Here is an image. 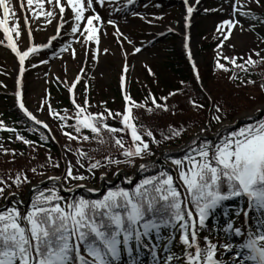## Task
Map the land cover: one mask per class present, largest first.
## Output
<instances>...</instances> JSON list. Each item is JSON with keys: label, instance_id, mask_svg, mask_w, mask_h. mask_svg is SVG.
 I'll return each instance as SVG.
<instances>
[{"label": "snow or ice", "instance_id": "1", "mask_svg": "<svg viewBox=\"0 0 264 264\" xmlns=\"http://www.w3.org/2000/svg\"><path fill=\"white\" fill-rule=\"evenodd\" d=\"M34 2L39 3L40 8L44 7L43 0H27V5L31 7ZM98 2L103 5L105 0ZM199 2L200 0H196V3ZM19 3L23 8L24 0H19ZM48 3L53 5V11L43 13L45 17L55 18L57 7L60 14L71 9L75 14V26L72 32H80L82 35L87 33L85 42H95L98 56L99 29L94 21H101V17L99 14H93L86 18L89 9L95 13V9L91 8L93 0H48ZM129 3H135V0H129ZM184 3L189 4V0H184ZM249 5L264 8L262 0H246L245 4L235 0L233 14L239 12L245 19L260 20L264 23V18L257 17L254 12L242 10ZM0 6L5 18L14 15L10 0H0ZM195 11L194 7H187L188 21H191ZM33 15L35 16L36 13ZM48 22L51 23V19ZM85 22L86 27L82 30L80 25ZM109 23L113 22L109 20ZM237 24H240V21L226 19L217 27L216 31L221 37L217 54L235 68L248 73L250 68L264 65V57L260 52L255 53V56L260 57L259 60L249 55L243 64L237 63V60H244V57H227L220 52ZM188 26L191 27V24L189 23ZM240 26L243 28V24ZM19 27L17 23L15 28H10L6 19L0 18V29H3L7 35V46L19 58L21 65L19 107L29 119L39 125L43 122L25 106L23 93L25 70L23 66L32 54L39 51V48L33 45L25 51L19 49L13 39V32L16 36L20 35ZM64 27V23L60 22L59 28L63 30ZM250 27L254 29L255 25ZM225 29L227 31H224ZM29 36H31L30 26ZM56 38L53 36L51 39L55 41ZM39 47L51 48L52 44ZM66 50L64 47L60 49L61 52ZM136 51L139 52L140 49L136 48ZM72 55L75 58V49L72 50ZM189 58H191L190 51ZM216 64L217 68L225 72L232 71L219 60ZM192 66L195 69L196 79L199 80L200 73L195 61ZM81 79H77L69 86L72 103L78 109L75 114L77 122L74 126L78 135L69 132L64 134L70 141L78 140L82 130L87 129L93 134L97 144L103 146L109 143V139H105L104 136L106 131L114 145L122 150L121 154L125 159L113 160L109 155L105 157L107 164H103L98 159L92 162L93 158L89 157L88 153L79 150L76 164L84 168L81 158L88 159L89 166L86 171L91 173V176L74 174V165L69 162L64 176L49 177L53 181L52 187L34 190L35 195L30 207L23 212L20 207L21 200L5 204L0 208V264H122L125 254L127 264H142L140 258L142 249H147L151 254V264H264V115L258 113L250 117L252 122H246L240 127L229 126L230 130L222 129L217 133L215 140H208L202 133L210 129L212 121L222 124L224 118L222 107L214 102L212 105L214 114L208 124L202 128L201 134H197V137L189 143L184 155L179 158L165 157L166 161L171 159V164L175 166V176L171 174L173 170L162 166L156 174L141 179L132 191L123 187H114L109 188L102 197L88 199L76 195L77 188H84L90 193L97 192L87 184L79 183L72 187L57 185L62 186L65 181L82 182L91 179L95 177L96 170L112 164L119 166L123 163L136 167L137 157L143 160L145 156L154 155L151 145L159 146L162 140L156 139L151 128L137 123L140 117L134 115L133 110L145 109L148 114H153L156 110L168 112L170 109L166 103L167 97L163 98L165 103L161 104L157 102L155 96H152L150 100L154 107H149L147 103H136L125 90L124 99L127 101V106L124 113L108 112L107 115L103 113L93 115L77 103L76 86L80 84ZM230 79L237 80L239 77L232 75ZM124 82L126 88V76ZM241 83L244 81L241 80ZM247 83L255 84L256 81L248 80ZM259 87L264 90V83ZM170 95L175 96L177 93L173 92ZM190 103L196 109L204 107L195 100H191ZM261 113H264V109H261ZM109 116L113 119L119 116L123 127L110 126L107 122ZM61 119L69 118L65 116ZM43 127L49 128V125L43 123ZM6 130L15 131V129ZM186 130L183 126H170L167 133L162 131L160 135L163 140H171L179 137ZM118 133L130 134V142L118 137ZM17 138L25 144L33 143L19 134ZM91 139L92 137L83 135L81 142ZM12 154L15 155L14 152ZM52 166L58 168L59 163L54 162ZM138 170L144 172L151 168L149 164H141ZM31 171L35 173L36 169L33 168ZM105 176L106 173L101 179ZM9 179L12 177L10 176ZM131 182L128 180V183ZM13 183L19 188L22 184L31 181L28 180L27 175L17 173ZM0 185H2L0 199H6L5 189L10 188L11 185L2 177H0ZM61 191L73 193V196L65 197L61 195ZM15 195V192L11 193V196ZM228 201H234V206H226L225 202ZM218 209L223 211L225 217L229 216L230 211L231 216L234 217L226 219L224 225L217 229V233L222 232L224 236L217 235L215 238L224 239L223 244L213 242L212 230L208 223L210 217L219 214ZM241 214H243V222L238 224L237 220ZM201 233L207 234L202 237ZM233 238H241V242L234 243ZM181 245L182 251L173 250L174 247ZM161 249L163 256L159 252ZM221 249L225 254H231L228 259L218 258Z\"/></svg>", "mask_w": 264, "mask_h": 264}, {"label": "rangeland", "instance_id": "2", "mask_svg": "<svg viewBox=\"0 0 264 264\" xmlns=\"http://www.w3.org/2000/svg\"><path fill=\"white\" fill-rule=\"evenodd\" d=\"M15 1L16 0H12L11 7L13 8L14 15L7 17V20H9L10 28H15L16 24L19 23L20 35L16 36V33L13 32V39L17 43L19 49L21 51H25L29 48L27 44L29 43L30 36L29 31H27L26 29L27 25H29L31 28V41H33V45H40L46 43V39L56 27L57 20L61 15L59 13V8H55V18H51L45 17L43 15V13L47 11H53V5L48 3V0H43V8H40L39 3L35 2L31 7H29L27 5V0H24L25 5L23 8H21L20 3L16 6L14 5ZM193 1L195 2V0H190L189 2ZM207 1L208 0H206L204 4L212 12L213 15L211 17H206V15L203 13L204 10H202V8H199L197 12L195 11L196 13L194 12L193 17L191 19V27H189L188 24L185 25V21L183 19V15L187 13V5L184 3V0H143L141 1V3H139L138 6L125 10H123L124 8L122 6V3L106 8L104 5H100L95 0V6H92L93 4L91 5V8L95 9V13H93L91 9H89L86 12V18L93 14H99L101 17V21H94V24L99 29V55L97 56V45L94 41L92 42L93 44H95V51H90L86 46L83 45L87 33H85V35H82L80 32L73 33L71 30V36H67V38L60 40L63 44L62 47L66 48L67 50L64 52H61L59 50V56L57 60L53 62L51 61V63L49 61L43 64L48 67H46L43 71H39L36 72V74L30 75L26 82L25 80L23 81L25 106L28 108L29 111L33 113V115L37 117V119L41 120L43 123L48 124L47 120L49 116L46 114V111H48V106L51 107L53 105V107H56L57 105L55 98L53 100H49L51 99L49 92L55 93L57 92L58 88L61 87L65 92L69 93V86L72 85L77 79H79L81 73L84 70L87 71V75L90 74V77L88 78L87 75H85L88 80L90 78L94 79V95L96 94V92H99L101 90V92H103V95H106L110 98V95L106 92V88L110 85L115 86L117 85V83L120 82L121 85L123 83L124 93L125 90L128 93L130 89L129 86L132 88L133 97L135 93V85H137V87H140L143 92H146V99H149L153 95L152 92L155 91V94L157 93V95H160L159 100L161 104H164L165 102L163 98L170 95V91H166L163 89V87H165V81H167L169 85L178 84V86H180V90L183 89V85L177 77L173 76L171 73L167 75L165 71L160 68L162 63L169 62L171 58H174V61H178V59L182 60L183 62L189 61L191 63L195 61L196 65L198 66L208 65L207 69L213 67V69L217 73L224 71L222 69L217 68L216 62L217 60H219L220 63H223L226 67L232 69V71H229L230 74L233 73L235 67L231 65L227 60H224L220 56H218L217 49L219 48V45L217 41H215L213 34L215 33V27L218 22L224 21L226 19L238 20L237 15L239 14V12L233 14V4L235 3V0H210L209 2ZM107 2H115V0H105L104 3ZM240 2L241 4H245L246 0H240ZM262 2H264V0H262ZM216 9H219V11H216ZM69 10L70 12L67 11L66 13H64L65 19L67 21V25L64 29V32H66L67 28L70 29L71 25L72 28L75 26V23L71 21V19L75 18V14L71 13L70 8ZM243 10L252 11L257 17H264V8H259L255 5H249ZM118 11H121L124 14H122V16L120 17L117 15ZM33 13H36V15L34 16ZM141 17H143V19H141ZM240 17L242 16H240L239 14V18ZM0 18L5 17L0 13ZM50 19L51 23L48 22ZM109 20H111L113 23H109ZM241 22V24H243V28H241V26L237 24L235 27L236 31L232 33L230 39L226 41L224 43V47L220 49V52H222L224 56L233 58L244 57V60H237V63L239 64L245 63V60L248 58L249 55H251L253 59L259 60L260 57L255 56L256 52H260L261 56L264 57V41L261 40L254 33V30L252 29V27H250V25H252L251 22H249L247 19H244L243 17ZM80 27L83 30V28L86 27V22L81 24ZM117 29L119 30V32H117ZM184 32L185 34H183ZM217 35L220 36V33ZM76 40L80 41L79 47L76 44ZM183 43H185L186 45L189 44L188 48L182 46ZM214 43H217L216 47L214 46ZM1 46H7V40H5V34L3 29H0V97H3V99H1L0 101V104H19V93L21 91L20 86L17 84L18 77L21 72L19 58L15 55L14 52H12L14 59L11 58ZM136 48H139L140 51L137 52ZM73 49H75L76 51L75 58L72 55ZM189 51L191 52V58H189ZM263 66L264 65H260L258 67ZM125 68H127V73H125ZM158 68H160L159 70L163 72V74L165 73L167 75L166 78H162V80L158 78V75L156 74V69ZM125 76L127 77L126 88L124 82ZM88 80L86 82H88ZM84 86L82 87L80 85V88L78 86V89L76 90L75 95L77 98L79 97V103L84 102V98L82 96L83 88L86 87ZM203 87H205V89L203 90L201 88V90L206 94L207 97L210 98L211 102L213 103V98L207 95V91H209V89L206 87V85H203ZM217 87H219V85H217ZM217 87L211 86L210 88L214 90ZM251 90V87L243 89V94H245L247 99H249L248 97L251 96L252 93H254ZM64 95L66 96L67 94ZM258 96L259 97L257 98V100H250V102H246L247 105L241 106L242 110L236 114L237 116L233 119L234 121H228L223 123L222 125L230 126L231 124H236L237 122L242 120L247 121L250 119V117L256 116L258 113L262 115L263 113H261V109H264V98H262V96L259 94ZM146 99L142 100L140 103L145 104ZM85 100L87 110L93 115L99 112H106L105 109L101 108V106L103 105L101 104V102L100 108L96 110V108L92 107V105L90 104L89 105L91 107H89L88 99ZM108 103H112V101L109 100ZM113 106H115V108L112 107L114 109L112 113L124 112V107L122 105L114 104ZM53 110L56 111V108H54ZM55 111H52V113L54 114ZM212 112L213 111L208 110L205 121L210 120L211 114L209 113ZM171 117L177 116L172 114ZM227 117L228 116L225 113L224 119ZM117 118L118 122H120V117L117 116ZM178 118L180 119V117ZM140 120L141 118L137 121L138 124H141L142 120ZM170 122L175 123V119H171ZM205 123L198 125L194 128L192 127V129L187 132L189 139L183 142V144L182 142H178L179 138L163 140L160 133H158L157 136L155 135L157 140H162V143L159 146L152 144V150H154L155 153L154 156L155 158H158L152 163L158 165H169L174 167V165L171 164V161L163 163L164 161H166L164 159V157L166 156V152H169V154H172L174 156L179 155L178 150H180L182 147L189 145V143L197 137V134H201V130L205 126ZM50 124L53 126V129L55 131L56 129L59 130L58 123L54 121V119L50 120ZM144 124L145 126L149 127L146 122H144ZM221 126H217L216 128L214 127L213 130L211 129L206 132L214 136L218 131H220ZM4 127L7 126L4 125ZM171 127H174V125H171ZM167 131L168 129L163 132L167 133ZM60 133L64 139L68 137L64 134L65 132L62 133V131H60ZM121 137H123L125 141L130 142V134L125 135L124 133H122ZM174 142H176V145L174 144ZM3 143V147L0 148V155L9 152L7 150L8 148L15 147L13 144H11L10 147V145L7 144V140H3ZM58 143L59 150L55 153L57 154V156H59V159H52V162L56 163L57 160L60 161L61 169L57 172H54L52 171V169L58 168H55L51 165L47 168V171L48 173L50 172V174H47L49 176H52V174L55 173L64 176L67 164L70 162L72 165H74V174H83L85 176H91V174L86 171L89 166L88 159L81 158L82 163H84L85 165L84 168H80L79 165L76 164V161L78 159V145L68 143L67 140L66 142L63 140H58ZM78 144L80 145L81 143ZM171 145L173 146L170 149L167 148ZM114 148L117 147H113L112 151L110 148L105 149L104 147L99 151H87L86 153H88L89 157L93 158L92 162H95V160H99V157H101L102 159L103 157L109 155L111 157L118 156L117 154L119 152L115 151ZM68 149H71V151H69ZM25 152V155H27V157L29 155H37L36 151L32 149H30V151L26 150ZM38 153H41V150H39ZM21 154L23 155L22 152H16L15 155L10 156V159L15 158L14 160H16L18 157H22ZM115 159L116 158H113V160ZM142 162L144 161H136L135 168H139L141 164H149ZM138 168L136 171L140 172ZM123 169L127 171L125 168ZM97 171L99 172L100 178L105 173L106 175H108L106 169L103 170V168H101V170L98 169L96 170V172ZM10 176L11 175H9L8 178ZM35 177L37 178V176ZM32 178L33 177L31 176V179ZM14 179L15 177H12V179H8L12 185H15L13 183ZM92 179H88L82 182L70 181L68 183L70 185L71 182L75 183V185L79 183L89 185L92 184L90 182ZM104 181L105 182H103V184L106 185V180ZM64 183L68 185L66 181ZM21 186H23V184ZM15 187L17 186L15 185ZM46 188L49 187H45L44 189ZM13 192L19 194L24 199L26 198L28 190L27 187L9 190L5 193V198L7 199L9 196H11V193ZM213 242L223 244L225 240L213 239ZM219 254H221L222 256L220 257H223L224 259H228L231 255L225 254L222 249L220 250Z\"/></svg>", "mask_w": 264, "mask_h": 264}, {"label": "trees", "instance_id": "3", "mask_svg": "<svg viewBox=\"0 0 264 264\" xmlns=\"http://www.w3.org/2000/svg\"><path fill=\"white\" fill-rule=\"evenodd\" d=\"M207 66H200L203 83L209 89L210 94L213 98V103L215 102L216 104H219L223 109L224 115L225 113L227 114L228 117L225 118L226 120L228 119L233 120L237 116L236 114L242 110L241 106L247 105L246 102H250V100L251 101L257 100V98L259 97L258 94L261 95L262 98H264V90H262L259 87L261 83H264V66L251 68L249 69L248 73H245L243 70L239 68H235L234 72L231 74L230 72H225V71L217 73L213 69V67L207 69ZM160 68L163 69L167 75L171 73L173 76L177 77L179 81H181L183 85L182 86L183 89L180 90V86H178V84L169 85V83L165 81L164 83L165 87H163V89L166 91H170V94L173 92L177 93V95L175 96H172V95L166 96L167 97L166 103L170 111L164 112L161 110H156L153 114H148L145 109H138L137 111H135V115L137 114V116L141 118L142 120V121L140 120L141 124L145 125L144 122H146V124L152 130H155L156 132L154 131V134L156 136L158 135V133H161L162 131H166L167 129H169L171 125L172 126L174 125V127H181L182 125L187 130L184 131L182 135H180L179 137H175V138H179L178 142H185L187 139H189L187 132L191 130L192 127L194 128L198 125H201L207 122L205 121L207 117V113H208V110L212 111L213 103L211 102L210 98L207 97L206 94L201 90V87L198 84V81L193 74V70L187 62H183L182 60L178 59V61H174L168 65H161ZM160 68L156 69V74L158 75V78L162 80V78H166L167 75L165 73L163 74V72L159 70ZM232 75H237L239 79L237 80L230 79ZM241 80H243L244 83H241ZM248 80H255L256 83L249 84L247 83ZM217 85H219V87H217ZM211 86L212 87L216 86L217 88L213 90L210 88ZM249 87L252 88L251 91L254 92L255 94L252 93V95L248 97L249 99H247L245 94H243V89L249 88ZM134 91L135 93H134V97L132 96V99L134 101L136 100L139 104H141L140 102L146 99L145 98L146 92L145 91L143 92L142 89H140V87H137V85H135ZM152 93H153L152 96H155L157 98V102L161 103L159 100L160 95H157V93L155 94V91H153ZM108 94L110 95V98L107 96H104L103 92L100 93V95L102 96L103 99H105V101L113 99L112 103L106 102L105 103L106 106L105 107L103 106V108H105V111L107 110L106 112H104L105 115H107L108 112L112 113V111H114V109L112 108V107L115 108V106H113L114 104L116 105L120 104L124 107L123 100L121 99V91L118 85L114 87H110L108 89ZM96 95L99 96V94H96ZM60 98L63 101V104L65 108L67 109V111L73 110L69 102V99L66 96L64 98L62 97ZM150 98L146 99L145 103H147L149 107H154L151 104ZM191 100H195L196 103L203 104L204 107L202 109L194 108L192 104L190 103ZM173 113L177 117H171ZM209 114H211L212 116L214 113L212 112ZM178 117H180V119ZM171 119H175V123H171L170 122ZM107 122L112 127L122 128V124L118 122L117 117L113 119L111 116H109V119ZM19 124L21 126V129L19 131L20 136L24 137V139H27L33 142L30 147L32 150L36 151L37 155L36 154L34 156L29 155L28 156L29 158H28L27 155H25L26 153L25 150H23V151H20L23 153L22 157H18L16 160H14L15 158L10 159V156L13 155L10 152H7L6 154H4L3 156L6 155L5 157L0 156V177H2L5 181H7L8 184L11 183L8 180L9 179L8 176L11 175V177H16L17 173H23L27 175L28 180L31 181V183H24L23 186L19 188L11 184V187L9 189L6 188L8 190L25 188V187H28L30 184H33L34 182L41 180L47 175L48 173L47 168L53 165L52 159H59V156H57V154L55 153V152H58V147L55 144V141L53 140L52 134L50 132H48L47 130L41 129L37 127L36 125H34L33 123L25 121L24 119L19 120ZM211 124L214 125L215 121H212ZM56 134H57L56 136L58 140H63L65 142L67 140L68 143L77 144L78 145L77 151L82 150L84 152H87V151L89 152V151H93V149L98 148L100 150L104 147L105 149L110 148L112 151L113 147H115L113 141L109 138V134L106 131L104 132V136H105V139H109V143L103 146L97 144L95 138L93 137V134L90 133V131L85 132L84 135H88L92 137V139L90 141H83V142H81L83 135H81L80 136L81 138L78 140L70 141L69 138L64 139L61 136V133L59 130L56 131ZM73 135H77V134L74 133ZM117 136L121 137L122 133H118ZM6 140H9V139H6ZM13 140L14 139H12V141ZM78 143H81V144L79 145ZM175 143L176 142H174V144ZM19 146L17 145L16 147H19ZM152 148L153 146L151 145V150ZM185 149H180L178 152L179 155L174 156L172 154H166L165 157L179 158L180 156L184 155ZM39 150H41V153H38ZM114 150L118 151L119 153L117 154L118 156L112 157V158H116L120 160L125 159L123 155L121 154V151H122L121 149L117 147V148H114ZM152 152L154 153V150H152ZM49 157H51V160H49ZM151 159H154V155L145 156L143 160H151ZM99 160H101L103 164H107V160L105 159V157H103L102 159L101 157H99ZM140 160L141 159L137 157L135 159V164H136V161L138 162ZM167 161H171V159H168ZM8 162H11V163H8ZM56 163H59V167L58 169H54L52 167L53 168L52 171L54 172H57L61 169L60 161L57 160ZM42 165L43 167H41ZM149 165H150L151 170L144 171V172L140 171L139 177H138L139 179L138 183L141 179H144L147 176L156 174L159 171L160 167L162 166L165 167L166 169H169L166 165H162V164L158 165L154 163H149ZM33 168L36 169L35 173L31 171V169ZM120 168H125L129 173H131L135 167L122 163L119 166L115 164L108 165L107 167H103V170L106 169L108 175H110L111 177H114L116 172ZM39 173H44V175H39ZM31 176L33 177L32 179H31ZM35 176H37V178ZM124 180H125L124 177H122L119 184L114 187H123L126 189H130V187L123 186ZM101 181L102 179L99 177V172L97 171L95 172V177H93V179L90 182L92 183L93 186L99 187L101 185ZM51 186H53V184ZM114 187H112V185H107L106 190H108L109 188H114ZM79 195H82L88 199L98 198L88 191H82ZM2 201L3 199H0V203Z\"/></svg>", "mask_w": 264, "mask_h": 264}, {"label": "bare ground", "instance_id": "4", "mask_svg": "<svg viewBox=\"0 0 264 264\" xmlns=\"http://www.w3.org/2000/svg\"><path fill=\"white\" fill-rule=\"evenodd\" d=\"M187 6H192V7L196 8V7H197L196 0H195V2L193 1V2L189 3ZM183 19H184V21H185V25H186L187 23H189V21L187 20V13H185V14L183 15ZM62 20H63V19L60 18V20L58 21V23H57V25H56V30H54L53 32L50 33L49 38H52L53 36L57 35L58 30H59V24H60V22H62ZM185 25H184V26H185ZM183 34H185V32H184ZM49 38H48V39H49ZM48 39H47V40H48ZM185 45H186V44L183 43L182 46H185Z\"/></svg>", "mask_w": 264, "mask_h": 264}]
</instances>
